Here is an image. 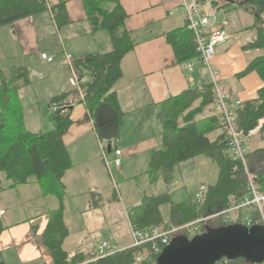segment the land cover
I'll return each mask as SVG.
<instances>
[{
  "label": "trees",
  "instance_id": "16d2710c",
  "mask_svg": "<svg viewBox=\"0 0 264 264\" xmlns=\"http://www.w3.org/2000/svg\"><path fill=\"white\" fill-rule=\"evenodd\" d=\"M249 3L258 9L257 22L262 21L263 26L257 38L245 48L261 49L262 54L252 59L236 77L257 72L264 82V19L261 18L264 0H250ZM84 4L92 32L107 30L112 49L75 59L73 66L79 77L87 74L90 79L80 88L51 98V106H58L57 110H53V129L40 132L26 130L18 98L21 88L31 84L29 70L13 64L0 67V193L4 190L1 178L4 173L6 179L11 181L9 188L35 181L43 195H55L59 199V206L50 212L43 235V243L50 250L54 264H154L159 253L154 251L152 244L115 250L95 261H88L90 256L84 252L71 255L64 249V242L69 236L64 218V177L72 167L64 136L75 123L71 115L72 107L77 104L86 106L87 118L93 120L96 134L111 144L112 151H115L126 113L121 108L114 85L123 77L122 64L126 54L137 45L132 30L126 26L128 14L121 0H84ZM212 4L217 7L216 1L212 0ZM65 5L64 0L52 8L46 0H0V27L50 9L57 27L62 28L71 23ZM165 37L174 49L177 63L198 59L197 43L187 22L165 33ZM257 94L256 98L242 102L237 110V127L244 132L256 127L258 120L264 118V85ZM196 102L198 104L195 106ZM216 102L217 96L211 82L202 88L185 89L162 102L163 144L152 153L147 174L151 183L162 178L170 185L174 169L179 164L205 153L219 164L217 181L208 186L202 199L171 203L169 222H165L161 207L171 202L170 193H143L141 202L129 210L131 226L144 230H165L172 224L182 225L196 218H207L225 209L230 197H239L246 192L248 174L242 162L227 154L229 136L221 124L220 115H203L204 110ZM219 129L221 132L217 133ZM261 135L264 137V125ZM247 166L254 182L264 191V146L248 153ZM106 201L99 193H93L91 208L104 206ZM254 221L258 223V217H254ZM225 225L228 223L221 218H210L204 222L202 231ZM4 229L0 218V235ZM140 255L144 257L138 260ZM0 264H4L1 251ZM217 264L251 263L236 258L223 259Z\"/></svg>",
  "mask_w": 264,
  "mask_h": 264
},
{
  "label": "crops",
  "instance_id": "0c3cea01",
  "mask_svg": "<svg viewBox=\"0 0 264 264\" xmlns=\"http://www.w3.org/2000/svg\"><path fill=\"white\" fill-rule=\"evenodd\" d=\"M46 1L50 8L61 2V0ZM64 1H66L65 6L71 19L70 24L58 28L53 20L52 11L49 9L44 13L50 14L59 31L63 46H66V41L69 43L71 40L74 41V47H72L74 59L82 58L90 53L110 51L112 43L108 31L98 30L92 32L84 0ZM183 1L186 0H121L128 14L126 26L129 30H132L133 37L137 41L135 48L127 53L123 60V77L114 85L121 108L126 113L119 144L116 145L117 148L122 150V156L149 157L154 150L161 148L163 144L162 102L185 89L202 88L211 82L208 70L197 59L191 61L193 70L188 69V62L177 63L174 49L171 44L167 43L165 33L186 24L183 10L171 15V12L178 8ZM191 1H194L199 6L203 5L205 1L212 0ZM213 1H216L217 6L220 7V0ZM230 1L233 2L232 0ZM231 2V5L234 4ZM245 3L248 4L249 0ZM240 9L248 14L246 16L243 13L242 18L244 21L237 31L240 34H249L252 38L249 42L251 43L258 35V30L254 26L257 25L256 18H258V14L245 10L241 4ZM44 13L30 16L33 19L31 21L36 23L35 17ZM262 17L264 19V14ZM23 19L25 17L14 23ZM227 26L226 22L218 26L225 31L227 38L217 46L214 65L221 71L224 91L232 100L240 99L244 102L256 98L258 90L264 85V82L257 72L249 73L243 78H237L236 74L243 71L252 59L261 55L262 50L245 48L247 44L245 45V42L240 39L236 40L234 38L236 35L229 34V27ZM37 30L38 28L34 27L32 32H38ZM63 33L64 35H61ZM3 34L4 40L9 43L11 40H9L7 34L10 35L12 33L4 32ZM19 34L18 43L23 48L25 46V37L31 36L32 33H28V29H25V26L21 24L15 32V35L18 36ZM231 37L234 42L229 46L220 47L227 41L232 40ZM12 43L14 44L15 42ZM66 48L64 47L63 51L65 54L60 59L54 57L52 62H48L42 58V64H46L49 72L48 76L45 77L50 78L49 75L56 74L57 78L53 81L52 86L50 85L47 88V91L37 92V95L30 102L31 104L27 109L28 114H25L24 123L26 130L40 132L53 129V124L50 121L51 115H53L51 98L65 91L69 92L76 89L71 84L70 75L68 74L69 67L65 59L66 54L70 52H67L68 49ZM42 53L46 52L43 51ZM0 63L2 65L0 67L9 64L24 66V64L19 65L16 63L13 55L0 56ZM59 75H62V77L65 75V77L61 80ZM72 108L71 115L75 123L64 136V140L67 147L69 145L68 149L73 142H76L75 152H78V150L84 151L83 158L86 159L88 166L86 171L81 170L76 173L74 172L76 168L68 169L64 182L68 197L72 194L73 197L77 195V198H83L89 191V187L94 184L92 172L94 161L90 162L91 157L87 155L92 146L88 142L87 137L94 132L96 133V130L93 120L87 118V110L84 104H77ZM217 113L216 107L211 105L204 110L203 115L208 116ZM220 132L221 129L217 131V133ZM93 147H98L96 141H94ZM111 152H113L112 148ZM98 154H100V148H97V151L93 153V159L98 157ZM1 178L4 190L0 193V209L1 211L4 210L5 214L0 216V218L5 229L2 230L0 235V251L3 255L4 264H54L50 250L43 243V235L47 227L46 224L49 222L50 212L59 206V199L55 195H43L39 184L35 181L9 188L11 181L6 179L4 173L1 174ZM93 192L99 193L104 200H107L106 204L98 208H91V197H87V203L81 206H86V209L88 206L90 210H103L111 203L108 201L111 197H105L100 189L95 188ZM127 215L129 219V211ZM110 244L113 246L111 241ZM115 244L116 247L113 250H119L129 245L121 246L119 243ZM98 246L95 242L85 238L77 250H65L71 255L79 251L86 252V255L90 256L88 261H92L91 257L94 252L97 254Z\"/></svg>",
  "mask_w": 264,
  "mask_h": 264
},
{
  "label": "rangeland",
  "instance_id": "374dc122",
  "mask_svg": "<svg viewBox=\"0 0 264 264\" xmlns=\"http://www.w3.org/2000/svg\"><path fill=\"white\" fill-rule=\"evenodd\" d=\"M186 1L192 6L195 3L191 0ZM232 1L233 2L230 0H220V7H215L212 1H205L203 5H197L198 13L201 16L216 17V26H221L226 22V25H228L227 27H229V34L236 35L234 38L236 40H242L246 45L252 38L249 34H240L239 31H237L238 27L240 28V25H242L244 21L242 18L243 13L246 16L248 14L240 9V4L245 10L257 14L259 12H257L258 9L251 6L250 3H245L248 0ZM230 2L235 5H231ZM261 18L263 20L262 15ZM31 20H33L32 17H25V19L20 22L8 23L0 27L4 28L0 30V56L13 55L15 56L16 63L19 65L24 64L29 70L31 84L21 88L18 98V105L20 106L21 113H23L24 121L25 114H28L27 109L31 104L30 102H32L34 96L37 95V92L47 91V88L50 85L52 86L54 83L53 81L57 78L56 74L49 75L50 78L45 77L48 76L47 74L49 72L46 64H42V52L45 51L56 59H60V57L65 54L63 51L64 47H67V52L74 55V51L72 50L74 41L71 40L70 43L66 41V46H63L59 31L50 17V14L44 13L43 15L35 17L34 20H36V23H33ZM21 24L25 26V29H28V33H32L31 36L28 35L25 37V46H23V48H21L18 43L20 34L18 36L15 35L16 29H18ZM256 24L257 25L254 26H256L259 34L263 26L262 21H258ZM34 27L38 28V32H32ZM4 32H11L13 34H7V37L11 40L9 43L4 40ZM61 35H64V33ZM231 39L232 40L227 41L220 47L229 46L234 42L232 37ZM12 42L15 43L13 44ZM0 66H2L1 63ZM43 77L45 78L43 79ZM64 77L65 75L63 77L59 75L61 80ZM197 104L198 102L195 103V106ZM215 105L216 104H213L212 106ZM50 121L54 127L53 115H51ZM119 139L117 144H119ZM87 140L92 146L87 155L91 157L90 162L94 161L92 166L94 184L89 187V191L83 198H77V195L73 197L72 194L68 197L66 188L63 204L64 218L69 229V236L66 238L67 240H65V249L68 251H72L73 249L77 250L85 238L90 239L98 245L104 239L110 240L113 243V246L111 245L110 248L112 252L115 251L113 250L116 247L115 243H119L121 246L129 244L125 247L128 248L132 244V235L127 213L131 207L141 202L143 193H170L171 202L164 203L161 207L165 222H169L171 219V203L177 204L187 200H196V193L199 191L201 184L204 183L207 187L213 185L219 176V164L204 153L176 167L170 185H167L162 178L155 183H151L147 174L151 155L149 157H125L124 155L121 157V165L117 167L115 151H108L109 143L101 140L95 132L88 136ZM94 141H96V145L98 146L96 148L93 147ZM75 144L76 142H73L69 148L72 159V167L70 169L73 167L76 168L74 169L75 173L81 170L86 171L88 164L86 159L83 158L84 151L78 150V152H75L77 147ZM247 145L249 153L256 148L263 147L264 137L261 135V131L259 134L248 139ZM97 148H100V154L93 159V153L97 151ZM95 188L100 189L105 197L113 198L114 202L111 201L103 210H90L88 206L87 209L86 206H81L87 203V197H91L94 193H92V191ZM203 232L204 231L201 233ZM96 256L97 254L94 252L91 260H94Z\"/></svg>",
  "mask_w": 264,
  "mask_h": 264
},
{
  "label": "built area",
  "instance_id": "2783aa9c",
  "mask_svg": "<svg viewBox=\"0 0 264 264\" xmlns=\"http://www.w3.org/2000/svg\"><path fill=\"white\" fill-rule=\"evenodd\" d=\"M179 10L184 11L188 29L194 34L199 53L197 60L210 74L211 83L214 86L217 96L215 107L220 115L221 124L223 128L226 129L229 136L228 149H226L227 154L233 159L243 163L249 180L247 190L242 196L230 197L228 206L225 209L207 218H196V220L193 219V221L182 225L172 224L165 230H161L160 228L144 230L131 226L132 244L130 246L140 247L146 244H152L154 251L159 254L170 244L171 240L180 233L187 235L189 238L201 233L204 222L210 218H221L224 222L228 223V225L235 223H242L249 227L255 224L264 225V191L254 182L247 166V155L249 153V149H247V140L260 133L264 125V118L258 120V125L248 132H244V130L237 127V110L243 101L240 99L232 100L224 91L221 71L214 65L217 46L227 38V35L222 28L216 26V17L199 15L197 4L194 3L192 6L186 1H183L178 8L171 12V15ZM41 57L48 62L54 60V57L47 53H42ZM65 60L68 62V74L70 75L71 84L74 87L80 88L79 86H81V84L89 81L90 78L87 74L82 78L79 77L77 70L73 66L75 59L72 54L67 53ZM191 61L188 62V69L193 70ZM52 108L53 110H57L58 106L52 104ZM115 155L116 166L119 167L121 165L122 150L117 148L115 150ZM207 190L208 187L204 183L201 184L199 191L196 193V198L202 199ZM4 212V210L1 211L0 209V216L4 215ZM254 217H258V223H255ZM110 248V241L102 240L97 248V256L93 261L112 253ZM143 257L144 255H140L138 260H141ZM261 264H264V262Z\"/></svg>",
  "mask_w": 264,
  "mask_h": 264
},
{
  "label": "water",
  "instance_id": "95a60500",
  "mask_svg": "<svg viewBox=\"0 0 264 264\" xmlns=\"http://www.w3.org/2000/svg\"><path fill=\"white\" fill-rule=\"evenodd\" d=\"M111 144L108 151L111 152ZM264 262V225L235 223L207 228L192 238L179 234L159 254L154 264H217L223 259Z\"/></svg>",
  "mask_w": 264,
  "mask_h": 264
}]
</instances>
